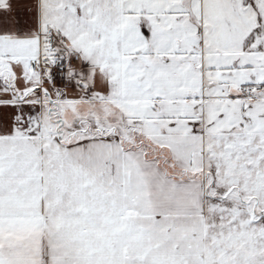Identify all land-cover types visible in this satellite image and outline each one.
Listing matches in <instances>:
<instances>
[{
  "label": "snow or ice",
  "instance_id": "6c2138e0",
  "mask_svg": "<svg viewBox=\"0 0 264 264\" xmlns=\"http://www.w3.org/2000/svg\"><path fill=\"white\" fill-rule=\"evenodd\" d=\"M0 264H264V0H0Z\"/></svg>",
  "mask_w": 264,
  "mask_h": 264
}]
</instances>
